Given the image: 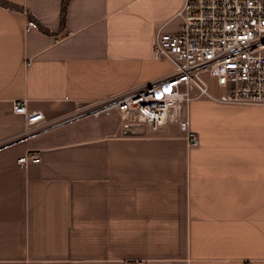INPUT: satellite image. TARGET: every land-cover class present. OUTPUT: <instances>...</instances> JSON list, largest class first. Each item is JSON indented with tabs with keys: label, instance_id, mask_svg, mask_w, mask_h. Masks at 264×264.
<instances>
[{
	"label": "crops",
	"instance_id": "crops-1",
	"mask_svg": "<svg viewBox=\"0 0 264 264\" xmlns=\"http://www.w3.org/2000/svg\"><path fill=\"white\" fill-rule=\"evenodd\" d=\"M7 1L24 9L0 4V264H264V106L193 100L197 145L119 113L60 123L172 73L156 33L184 0H70L65 25L64 0Z\"/></svg>",
	"mask_w": 264,
	"mask_h": 264
},
{
	"label": "built area",
	"instance_id": "built-area-1",
	"mask_svg": "<svg viewBox=\"0 0 264 264\" xmlns=\"http://www.w3.org/2000/svg\"><path fill=\"white\" fill-rule=\"evenodd\" d=\"M174 18L180 19L179 29L166 31L160 26L154 49L157 58L172 63V73L91 104L76 116L98 118L117 110L121 126L136 133H155L173 123L187 132L191 145H197L200 139L189 118L193 100L206 97L225 104L264 106V0H184ZM28 28H38L37 22L29 21ZM205 76L224 91L215 95ZM13 109L25 115L30 133L40 130L42 111L29 110L20 99L14 100ZM40 161L39 152L19 158L24 165Z\"/></svg>",
	"mask_w": 264,
	"mask_h": 264
},
{
	"label": "trees",
	"instance_id": "trees-1",
	"mask_svg": "<svg viewBox=\"0 0 264 264\" xmlns=\"http://www.w3.org/2000/svg\"><path fill=\"white\" fill-rule=\"evenodd\" d=\"M69 2H70V0H64V2H63L62 11H61V23H62V25H65V23H66V16H67V10H68V6H69ZM0 4L3 6L15 8V9H21V10L24 9L22 6L12 4L11 2H9L7 0H0ZM28 15L30 18L34 17L30 12H28ZM37 23H38V26H40L39 28H41L43 31L50 32L49 28H47L46 26L41 24L38 20H37Z\"/></svg>",
	"mask_w": 264,
	"mask_h": 264
},
{
	"label": "rangeland",
	"instance_id": "rangeland-1",
	"mask_svg": "<svg viewBox=\"0 0 264 264\" xmlns=\"http://www.w3.org/2000/svg\"><path fill=\"white\" fill-rule=\"evenodd\" d=\"M205 77H206V80L208 81V83L210 85V89H211V83L214 84L215 83V80L214 79H211V77H209V76H205ZM117 113H118L117 110H113L110 115L102 114L100 119H105V118H110V117L113 118V116L116 115ZM120 123H121V116H120ZM145 128H147V127L145 126Z\"/></svg>",
	"mask_w": 264,
	"mask_h": 264
},
{
	"label": "water",
	"instance_id": "water-1",
	"mask_svg": "<svg viewBox=\"0 0 264 264\" xmlns=\"http://www.w3.org/2000/svg\"><path fill=\"white\" fill-rule=\"evenodd\" d=\"M84 116V115H83ZM83 116H76V118H72V119H70V120H74V119H78V118H80V117H83ZM70 120H64L63 122H60L61 124H63V123H65V122H69ZM125 131H127V132H134V130L133 129H131V128H126L125 129Z\"/></svg>",
	"mask_w": 264,
	"mask_h": 264
}]
</instances>
